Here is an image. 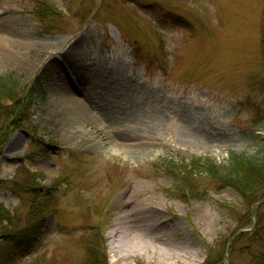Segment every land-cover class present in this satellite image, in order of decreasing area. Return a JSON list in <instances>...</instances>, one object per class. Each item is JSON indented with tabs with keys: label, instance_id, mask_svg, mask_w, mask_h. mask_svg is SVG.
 <instances>
[{
	"label": "rangeland",
	"instance_id": "1",
	"mask_svg": "<svg viewBox=\"0 0 264 264\" xmlns=\"http://www.w3.org/2000/svg\"><path fill=\"white\" fill-rule=\"evenodd\" d=\"M263 38L264 0H0V77L14 86L0 99V264H84L90 245L107 264H254L264 201L255 231L234 189L179 173L264 161L248 109L264 105ZM55 61L58 83L93 98L92 123L46 115L86 103L55 92ZM102 131L140 137L141 157ZM123 206L137 222L116 225ZM155 220L158 237L141 232Z\"/></svg>",
	"mask_w": 264,
	"mask_h": 264
},
{
	"label": "trees",
	"instance_id": "2",
	"mask_svg": "<svg viewBox=\"0 0 264 264\" xmlns=\"http://www.w3.org/2000/svg\"><path fill=\"white\" fill-rule=\"evenodd\" d=\"M262 47V77L259 84V87L261 89L259 88V90L262 94H264V41H262ZM7 84V79L0 77V99L2 97V94H5L6 97H9V92H14V86ZM248 109L250 112V117L252 119L251 128L254 129L258 124H262L264 122V105L261 104L258 107L249 105ZM163 164H166L167 167L174 166L169 160H165ZM188 167H190V170H188L187 172L184 171L179 173V178L182 180V184L186 181H189L192 186H195L196 180L203 178L211 182H216L218 184V187L222 186L223 184H227L232 189H234L237 194H240L243 197L245 202L244 204H248V206L257 202L264 201V161H261L260 159L233 155L231 158L230 168H225L215 166L211 161H204L202 158H200L191 161ZM175 192L182 193L183 195V193H185L186 191L183 190L182 187L176 188ZM40 203L43 204L46 202L42 201ZM0 212H5L7 214V211L5 210H0ZM7 217V219H9V213ZM261 219L262 215L259 216L258 221H260ZM255 231H257L256 228ZM11 232H13V230ZM21 232L22 231L18 232V234ZM93 232L95 234L94 237L99 236L98 229H93ZM33 236H35V233L33 234ZM30 237H32L31 233L22 232L15 238L22 241L29 239ZM101 255L102 254L98 253L90 245L88 248V259L86 256L85 261H87H84V264H107L105 253L102 255V263L98 262ZM252 258V262L254 264H264V243L261 244L259 251L253 254Z\"/></svg>",
	"mask_w": 264,
	"mask_h": 264
},
{
	"label": "bare ground",
	"instance_id": "3",
	"mask_svg": "<svg viewBox=\"0 0 264 264\" xmlns=\"http://www.w3.org/2000/svg\"><path fill=\"white\" fill-rule=\"evenodd\" d=\"M8 60H10L9 62H13L15 64L18 63V66L22 68L28 67L29 65L33 67V63H34L31 60V58L23 59L21 62H17L15 60H12L11 58H8ZM56 61L52 63L48 62V65H46L45 69L43 70L44 72L48 70V74L53 76V81H55L54 84L57 88V91L55 92H58V94H61L63 98L66 97L67 100L74 98V96L76 97V96H81L82 94H84L83 91L79 88V86H77V84L73 80H70L67 84L66 82L65 84L64 83L62 84L56 81V78H58V76H60L62 72L61 66L58 65V62ZM83 96L84 95H82V97ZM84 97L86 99L85 100L86 103H82L78 100L74 102L70 101V105L67 104V106H64V107H60V104L57 101L49 103L46 107V115L49 117V119L59 116L67 120L75 116L82 123L85 121H88V122L90 121L92 123L88 110L89 108L94 109L95 103L91 96H88V98L86 96ZM111 104H113V101H111V99H108L107 106ZM108 112L111 113L112 115L114 113L112 109H109ZM96 129H99V127H96ZM106 133H107L106 131H102V134L108 137L109 135H107ZM108 138L112 139L111 141L113 145L116 146L117 148L119 149L126 148L130 157L134 159H138L141 157L143 143L140 137H135V136H130V135L120 133L116 135L114 138L110 136ZM99 140H102V139H98V141ZM14 144L15 142L11 145V147H13ZM261 211H262V202H257L249 206L248 213L250 214V218H249L250 222L248 225H246V227H250V229L258 228V219H259V216L262 215ZM134 221L137 222L136 218L131 213V211H129L124 206L121 207L119 211V215L116 219V225L126 227L127 225L131 224ZM163 225L164 223L159 222V221L157 222L156 220L152 221V223H145L144 227L141 229V232L147 233V234H154L156 237H158L159 234L163 231V227H164ZM242 230H243L242 232H246L249 229L247 228V229H242ZM166 249H169V248H166Z\"/></svg>",
	"mask_w": 264,
	"mask_h": 264
},
{
	"label": "water",
	"instance_id": "4",
	"mask_svg": "<svg viewBox=\"0 0 264 264\" xmlns=\"http://www.w3.org/2000/svg\"><path fill=\"white\" fill-rule=\"evenodd\" d=\"M243 231V230H242Z\"/></svg>",
	"mask_w": 264,
	"mask_h": 264
}]
</instances>
